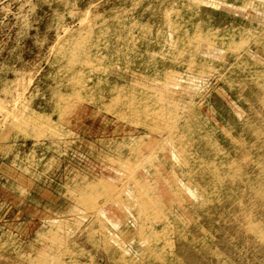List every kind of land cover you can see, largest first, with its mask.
<instances>
[{"label":"rangeland","instance_id":"374dc122","mask_svg":"<svg viewBox=\"0 0 264 264\" xmlns=\"http://www.w3.org/2000/svg\"><path fill=\"white\" fill-rule=\"evenodd\" d=\"M0 264H264V0H0Z\"/></svg>","mask_w":264,"mask_h":264}]
</instances>
